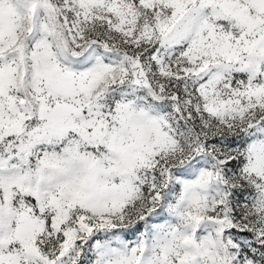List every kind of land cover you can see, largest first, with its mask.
<instances>
[{
    "label": "snow or ice",
    "instance_id": "6c2138e0",
    "mask_svg": "<svg viewBox=\"0 0 264 264\" xmlns=\"http://www.w3.org/2000/svg\"><path fill=\"white\" fill-rule=\"evenodd\" d=\"M0 264H264V0H0Z\"/></svg>",
    "mask_w": 264,
    "mask_h": 264
}]
</instances>
